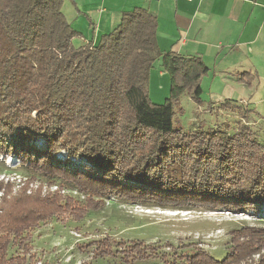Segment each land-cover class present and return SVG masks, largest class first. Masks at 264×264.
Here are the masks:
<instances>
[{"label":"trees","instance_id":"obj_1","mask_svg":"<svg viewBox=\"0 0 264 264\" xmlns=\"http://www.w3.org/2000/svg\"><path fill=\"white\" fill-rule=\"evenodd\" d=\"M66 1L0 0V153L15 156L33 178L62 179L77 191L84 184L93 194L88 205L81 203L86 209L96 208L94 195L182 211L245 214L263 208L259 133L246 122L235 132L231 125L175 129L183 95L202 103L206 63L162 54L158 18L144 9L125 13L99 44L76 46L73 40L83 37L63 13ZM158 59L171 81L162 105L149 95ZM237 76L248 88L255 82L250 73ZM230 101L219 109H228ZM6 188L0 181V264H33L27 247L32 231L79 207L57 193L22 192L4 203L12 195ZM233 236L222 261L194 249L167 259L153 247L137 252L165 264H243L251 244L240 241L245 229Z\"/></svg>","mask_w":264,"mask_h":264},{"label":"rangeland","instance_id":"obj_2","mask_svg":"<svg viewBox=\"0 0 264 264\" xmlns=\"http://www.w3.org/2000/svg\"><path fill=\"white\" fill-rule=\"evenodd\" d=\"M73 43L77 45L75 40ZM216 66L218 69H209L203 78L201 104L186 94L181 98L180 106L176 109V112L181 109V113L175 117V129L190 132L201 128L207 131L231 125L235 132L239 124L246 122L255 133L260 134L259 140L264 144V119L261 115L264 107L257 105L260 114L254 111L255 106L254 109L245 103L248 95L245 87L231 94V97L220 94L223 90L218 86L221 66ZM162 73V59H158L149 84L150 98L158 105L165 103L171 91L170 77ZM260 97L256 95L255 99ZM227 100H231L232 105L228 109H219L221 103ZM58 158L64 161L66 154L62 152ZM75 164L80 166L79 161ZM30 173L15 156L0 153V181L4 186H9L6 190L12 194L4 203H11V197L24 194L22 192L31 196L41 194L47 198L57 193L79 207L73 211L67 210V213L32 231V240L27 247L33 264H165L166 260L142 259L146 254L137 252L140 247H153L164 259L169 254L175 256L194 249L206 251L222 261L233 249L234 232L241 229H245L247 235L240 239L241 243L251 244L253 250L251 254L248 252L243 264H264V206L245 214L182 211L146 208L126 203L112 195H94L91 199L92 203H96V208L86 209L81 203H89V195L93 194L86 190L84 184H77V191L62 179L33 178ZM131 245L134 246L128 247ZM13 253L17 254L18 251L13 250Z\"/></svg>","mask_w":264,"mask_h":264},{"label":"crops","instance_id":"obj_3","mask_svg":"<svg viewBox=\"0 0 264 264\" xmlns=\"http://www.w3.org/2000/svg\"><path fill=\"white\" fill-rule=\"evenodd\" d=\"M135 9L157 16L162 54L201 58L210 71L220 65V94L231 97L245 87L243 102L255 106L256 112L257 105L264 107V0H67L63 13L82 35L74 39L82 46L99 44ZM241 73L254 75L251 88L238 83Z\"/></svg>","mask_w":264,"mask_h":264},{"label":"built area","instance_id":"obj_4","mask_svg":"<svg viewBox=\"0 0 264 264\" xmlns=\"http://www.w3.org/2000/svg\"><path fill=\"white\" fill-rule=\"evenodd\" d=\"M162 1H168V0H162ZM189 1H192V0H189Z\"/></svg>","mask_w":264,"mask_h":264}]
</instances>
